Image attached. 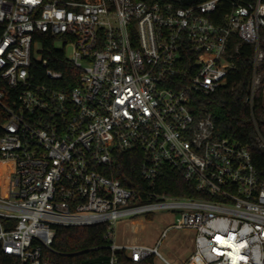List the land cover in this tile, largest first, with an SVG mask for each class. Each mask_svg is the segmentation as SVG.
<instances>
[{
    "label": "built area",
    "instance_id": "1",
    "mask_svg": "<svg viewBox=\"0 0 264 264\" xmlns=\"http://www.w3.org/2000/svg\"><path fill=\"white\" fill-rule=\"evenodd\" d=\"M243 44L252 109L264 97V0H0V264H68L56 228L97 225L107 257L73 264H174L160 240L115 241L118 222L160 213L174 217L166 230L193 233L179 264H264V186L249 147L191 109L226 84ZM133 152L140 185L102 173ZM165 166L200 197L157 191Z\"/></svg>",
    "mask_w": 264,
    "mask_h": 264
},
{
    "label": "trees",
    "instance_id": "2",
    "mask_svg": "<svg viewBox=\"0 0 264 264\" xmlns=\"http://www.w3.org/2000/svg\"><path fill=\"white\" fill-rule=\"evenodd\" d=\"M150 1L160 2L165 0ZM178 4H185V2H179ZM42 41L45 46L49 45L50 41L45 39ZM55 54L60 59L63 58V53L56 52ZM251 55V46L247 44L241 45L239 54L234 59L235 66L230 70L226 84L211 95L198 94L193 96L191 109L195 116H199L203 112L211 115L214 128H216V136L230 141H237L249 147L252 164L256 170L258 180L264 186V150L260 149L254 142L255 128L252 121L253 115L260 133L264 136V97L262 89L256 93L252 109L245 102L251 78ZM185 60H189V57ZM55 69L62 71L64 67L56 66ZM260 71L264 78V62ZM38 81H45L43 75L38 78ZM261 85L264 87V79ZM8 168L9 164L0 165L2 191L6 180L4 171ZM139 171L140 161L138 154L133 152L132 154L119 155L117 157V166L113 169H103L102 173L113 179H119L125 184H127V181L124 179L129 178V181L131 179L138 186L141 181ZM136 188L140 189V187ZM156 190L159 192L164 191L172 196L200 197L192 183L185 182L178 172L167 166L161 169L156 178ZM105 231L104 225L78 228L57 227L53 246L59 256H63L68 264L83 261L88 257H92V255H98L105 259L108 254L107 250L103 248L106 244L103 238ZM95 247H100V249L96 253H92V249ZM80 251L82 252L81 254L71 255Z\"/></svg>",
    "mask_w": 264,
    "mask_h": 264
},
{
    "label": "rangeland",
    "instance_id": "3",
    "mask_svg": "<svg viewBox=\"0 0 264 264\" xmlns=\"http://www.w3.org/2000/svg\"><path fill=\"white\" fill-rule=\"evenodd\" d=\"M41 49L40 44L34 45V52ZM70 49H66V54ZM38 58L37 54H34ZM174 217L165 213L154 214L150 217H137L118 222L114 228L115 241L118 244L137 243L148 246L158 245L159 254L165 259L179 264L182 259L189 256L194 249L192 245L193 233L189 230L168 229ZM166 230L165 236L162 233Z\"/></svg>",
    "mask_w": 264,
    "mask_h": 264
},
{
    "label": "water",
    "instance_id": "4",
    "mask_svg": "<svg viewBox=\"0 0 264 264\" xmlns=\"http://www.w3.org/2000/svg\"><path fill=\"white\" fill-rule=\"evenodd\" d=\"M178 1H188V0H178Z\"/></svg>",
    "mask_w": 264,
    "mask_h": 264
}]
</instances>
